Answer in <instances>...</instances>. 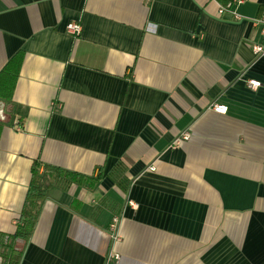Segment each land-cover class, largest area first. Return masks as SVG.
Here are the masks:
<instances>
[{
    "label": "crops",
    "instance_id": "crops-1",
    "mask_svg": "<svg viewBox=\"0 0 264 264\" xmlns=\"http://www.w3.org/2000/svg\"><path fill=\"white\" fill-rule=\"evenodd\" d=\"M225 2L0 0V72L21 59L0 96V234L35 163L45 187L6 240L18 264H264V0L239 18Z\"/></svg>",
    "mask_w": 264,
    "mask_h": 264
},
{
    "label": "trees",
    "instance_id": "trees-1",
    "mask_svg": "<svg viewBox=\"0 0 264 264\" xmlns=\"http://www.w3.org/2000/svg\"><path fill=\"white\" fill-rule=\"evenodd\" d=\"M228 1L230 0H226L225 3ZM20 60V57H15L0 72V96L6 99L11 98L12 96L11 90L18 75ZM37 167L38 165L35 163L33 167V180L26 202V210L22 213L16 233L9 236V239L0 234V264H18L21 257V250L17 248L18 245H16V241L14 242V245H11L6 250L4 248L6 240L10 241L17 240L18 238H26L35 222L36 215L31 211V208L38 198H42L44 196L45 192V187L41 182L42 176L39 175ZM22 223H24V225H21Z\"/></svg>",
    "mask_w": 264,
    "mask_h": 264
},
{
    "label": "built area",
    "instance_id": "built-area-1",
    "mask_svg": "<svg viewBox=\"0 0 264 264\" xmlns=\"http://www.w3.org/2000/svg\"><path fill=\"white\" fill-rule=\"evenodd\" d=\"M242 1L243 0H230L226 4L220 5L219 12L222 14L226 11H229V12L233 13V15L236 18H239V15L236 13V11L233 10V7H234V5L239 4ZM255 22L262 24V31L264 33V11H263L262 16L260 18L256 19ZM67 30L69 33H71L73 35L80 36L82 33V25L79 22L72 21V22L68 23ZM253 48H254V52L256 53V55H259V56L264 55V43L256 44V45H254ZM261 84H262L261 81L258 79L248 80V85L254 90L258 89L261 86ZM212 107L216 112H219V113H226L228 111V108H229L227 104H223V103H219V102H214ZM187 137H188L187 133L182 136L183 139H186ZM180 140L181 139H178L177 143H179ZM112 227H113V229H115L116 223H113ZM112 237L116 238L117 235L115 233H112ZM111 257H115L118 259L119 254H116V253L113 254L112 253V254H110V258Z\"/></svg>",
    "mask_w": 264,
    "mask_h": 264
}]
</instances>
